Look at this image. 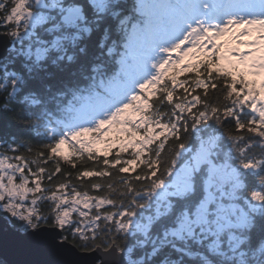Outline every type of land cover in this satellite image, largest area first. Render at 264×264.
Here are the masks:
<instances>
[{
  "label": "snow or ice",
  "instance_id": "obj_1",
  "mask_svg": "<svg viewBox=\"0 0 264 264\" xmlns=\"http://www.w3.org/2000/svg\"><path fill=\"white\" fill-rule=\"evenodd\" d=\"M0 11V264H264V0Z\"/></svg>",
  "mask_w": 264,
  "mask_h": 264
},
{
  "label": "trees",
  "instance_id": "obj_2",
  "mask_svg": "<svg viewBox=\"0 0 264 264\" xmlns=\"http://www.w3.org/2000/svg\"><path fill=\"white\" fill-rule=\"evenodd\" d=\"M218 93L212 92L210 93L211 97H215ZM14 114H3L1 113L0 117V152H7V146L10 143L22 145L21 149L17 153L7 152L8 155H16V154H24L29 156L32 159H35V152L38 151L42 144L46 143V139L43 136V130H36L29 128L25 125L18 123L16 120L13 119ZM27 147H31L33 149L32 153H28L26 151ZM258 151V150H257ZM91 162H89V165ZM64 172H73V176H75V172L80 169V165L77 166V169H71V167L67 164L62 162L61 164ZM51 170L52 162L50 161L47 165ZM35 169V165H33ZM95 179V178H93ZM74 183L77 181L73 180ZM91 180L85 181V184L91 183ZM257 181L253 178V183ZM91 191V190H90ZM44 207H47L45 205Z\"/></svg>",
  "mask_w": 264,
  "mask_h": 264
},
{
  "label": "water",
  "instance_id": "obj_3",
  "mask_svg": "<svg viewBox=\"0 0 264 264\" xmlns=\"http://www.w3.org/2000/svg\"><path fill=\"white\" fill-rule=\"evenodd\" d=\"M0 23H1V19H0ZM2 28L0 27V56L4 55V49L8 44V40L7 37L4 36L2 33ZM0 117H1V113H0ZM2 215V214H0ZM46 259H53V260H64V259H70V257L68 256H53V257H47Z\"/></svg>",
  "mask_w": 264,
  "mask_h": 264
},
{
  "label": "flooded vegetation",
  "instance_id": "obj_4",
  "mask_svg": "<svg viewBox=\"0 0 264 264\" xmlns=\"http://www.w3.org/2000/svg\"><path fill=\"white\" fill-rule=\"evenodd\" d=\"M5 12L4 11H0V19L3 21V17L5 16ZM5 32V29L4 28H2V31H1V33H4Z\"/></svg>",
  "mask_w": 264,
  "mask_h": 264
}]
</instances>
